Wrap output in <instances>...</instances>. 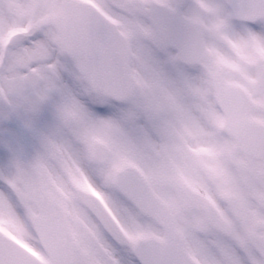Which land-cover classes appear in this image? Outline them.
I'll return each mask as SVG.
<instances>
[{"label":"snow or ice","instance_id":"1","mask_svg":"<svg viewBox=\"0 0 264 264\" xmlns=\"http://www.w3.org/2000/svg\"><path fill=\"white\" fill-rule=\"evenodd\" d=\"M0 264H264V0H0Z\"/></svg>","mask_w":264,"mask_h":264}]
</instances>
